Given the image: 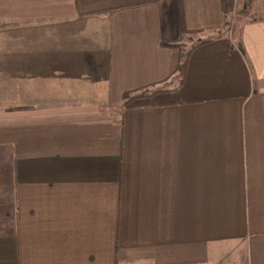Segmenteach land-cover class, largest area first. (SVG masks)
<instances>
[{"label":"crops","instance_id":"crops-1","mask_svg":"<svg viewBox=\"0 0 264 264\" xmlns=\"http://www.w3.org/2000/svg\"><path fill=\"white\" fill-rule=\"evenodd\" d=\"M0 264H264V0H0Z\"/></svg>","mask_w":264,"mask_h":264},{"label":"trees","instance_id":"trees-1","mask_svg":"<svg viewBox=\"0 0 264 264\" xmlns=\"http://www.w3.org/2000/svg\"><path fill=\"white\" fill-rule=\"evenodd\" d=\"M211 40H212V38H209V39H201V38H199V39H197L194 42V44H192L189 48H187V50H186V58H185V61L184 62H187L188 61L189 56L191 55V53L196 48H198L199 46H201L203 44H206V43L210 42ZM165 45L171 46L173 48H178V46H176L173 43H165ZM178 49H180V46H179ZM183 68H184V64L179 66V69L180 70H182ZM139 97H141V96H139V95L126 94L125 97H124L125 98V103L124 104L125 105H128V104L132 103L134 100L138 99Z\"/></svg>","mask_w":264,"mask_h":264},{"label":"rangeland","instance_id":"rangeland-1","mask_svg":"<svg viewBox=\"0 0 264 264\" xmlns=\"http://www.w3.org/2000/svg\"><path fill=\"white\" fill-rule=\"evenodd\" d=\"M246 2H247V4H250L251 3V0H246ZM235 19H232V20H230V23H229V25L232 27V26H235ZM197 40V38L195 37H193V38H191V40H188V45H192V44H194V42Z\"/></svg>","mask_w":264,"mask_h":264}]
</instances>
